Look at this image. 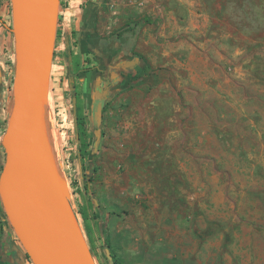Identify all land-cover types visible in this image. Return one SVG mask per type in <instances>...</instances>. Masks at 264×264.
Here are the masks:
<instances>
[{
  "label": "rangeland",
  "instance_id": "1",
  "mask_svg": "<svg viewBox=\"0 0 264 264\" xmlns=\"http://www.w3.org/2000/svg\"><path fill=\"white\" fill-rule=\"evenodd\" d=\"M168 1V19L147 11L163 5L150 1L125 21V0H114L112 43L97 70L98 61L90 60L105 99L96 150L95 94L85 102L91 151L83 161L76 146V75L58 35L59 6L52 61L59 73H50L43 116L71 207L83 228L78 206L85 198L78 191H84L94 205L103 202L135 224L144 239L137 254L125 252V264H264V0H205L195 6L210 15L203 33H191L190 21ZM181 43L207 49L191 53ZM125 58L139 62L128 82ZM9 108L2 111L0 172ZM0 217L20 245L1 202ZM3 238L0 232V245ZM101 250L96 264H112Z\"/></svg>",
  "mask_w": 264,
  "mask_h": 264
},
{
  "label": "water",
  "instance_id": "2",
  "mask_svg": "<svg viewBox=\"0 0 264 264\" xmlns=\"http://www.w3.org/2000/svg\"><path fill=\"white\" fill-rule=\"evenodd\" d=\"M59 6L60 0H10L14 70L9 115L1 137L5 160L0 202L33 264H96L44 125ZM99 88L93 97L94 150L105 99Z\"/></svg>",
  "mask_w": 264,
  "mask_h": 264
},
{
  "label": "crops",
  "instance_id": "3",
  "mask_svg": "<svg viewBox=\"0 0 264 264\" xmlns=\"http://www.w3.org/2000/svg\"><path fill=\"white\" fill-rule=\"evenodd\" d=\"M150 1H157L163 5L159 6L157 10H155L153 5V8H148L147 11L155 15L159 14V16L167 19L172 17V10H167L165 7L164 3L166 0H125V21L129 19L134 9L140 13L144 11V8H147L146 5H152L153 3H150ZM168 4L178 8V12L185 15L190 21L188 28L191 33L194 32L193 29H198L201 33L204 32V29H207L210 20L209 12L205 11L203 7H195L198 4H206L205 0H169ZM60 7L64 10L65 15L62 17L63 23L58 24V28H61L60 25H62V31H59L58 35L61 33V43L64 47L63 51L67 65L71 68L73 62H75L81 67L84 59L88 57L91 60V64L95 60L98 61L94 68L97 70L103 58V53L108 52L112 43L109 40L111 39L113 25L114 0H60ZM10 10V0H0V131L2 127V111L7 110L12 98L14 54L13 37L8 28L11 20ZM138 25H140V22ZM160 31L159 34H165L163 29ZM168 32L170 35L172 30L170 29ZM180 47H185L186 50L189 49L191 53L194 50L205 52L207 49L205 43L199 45L192 43L184 45L181 43ZM168 52L163 51L162 54L166 53L168 55ZM137 66H139L137 59L125 58V73L130 74V70L136 69ZM93 71L92 69L86 72L80 71L76 75V79H81L84 104L86 100L89 101L93 94H96V90L98 92L97 81L92 80V78L95 79V72ZM51 72L59 73V70L52 64ZM99 89L103 90L101 87ZM47 100L50 102V84ZM96 210L99 218V230L106 235L108 246L102 247L100 244L101 247L98 245L95 250L101 248V253H104L109 263L125 264V252L128 255L137 254L139 252L138 243L140 239H144V236L136 232L135 224L132 221H125L124 213L118 214L113 210L109 211L104 208L103 202L96 206ZM4 220L1 218L3 225L7 223ZM1 242H5L6 248L3 252L11 250L19 264L28 263V261L24 260V251L20 248L17 240L12 239V236L5 228L4 238ZM94 251L92 250L93 253H95ZM116 258L120 259L119 263H117Z\"/></svg>",
  "mask_w": 264,
  "mask_h": 264
},
{
  "label": "trees",
  "instance_id": "4",
  "mask_svg": "<svg viewBox=\"0 0 264 264\" xmlns=\"http://www.w3.org/2000/svg\"><path fill=\"white\" fill-rule=\"evenodd\" d=\"M92 69L90 59L86 57L83 65L80 67L78 63L73 62L71 66L72 73L77 75L80 71H89ZM73 96L75 97V128H76V146L81 161L88 158L91 151L90 133L91 129L88 124V116L86 113V106L83 101L82 87L79 81L74 78L73 80ZM95 171V169H93ZM91 181V175L85 178ZM83 189H87V184L83 183ZM82 197L85 198V203L78 206V213L81 216L84 232L89 242H94L91 250L97 249L98 244L108 246L106 235L99 230L96 206L91 198L85 196L84 191H78ZM2 217H0L1 220ZM0 232L4 233V225L0 222ZM1 246V245H0ZM95 252V251H94ZM95 254V253H94ZM28 257V256H27ZM115 263V262H113Z\"/></svg>",
  "mask_w": 264,
  "mask_h": 264
},
{
  "label": "flooded vegetation",
  "instance_id": "5",
  "mask_svg": "<svg viewBox=\"0 0 264 264\" xmlns=\"http://www.w3.org/2000/svg\"><path fill=\"white\" fill-rule=\"evenodd\" d=\"M129 76L130 74L125 73V82H128ZM5 248V242H3L0 246V264H19L18 261L14 258L11 250L5 251L6 253L3 252Z\"/></svg>",
  "mask_w": 264,
  "mask_h": 264
},
{
  "label": "built area",
  "instance_id": "6",
  "mask_svg": "<svg viewBox=\"0 0 264 264\" xmlns=\"http://www.w3.org/2000/svg\"><path fill=\"white\" fill-rule=\"evenodd\" d=\"M61 12V14H62V17L65 15V13H64V10H63V12L62 11H60ZM61 14H59V16L61 17ZM59 114L61 115V117H62V121H63V123L62 124H60L59 125V127L61 128H63V127H65V122H66V114H65V109H60V111H59ZM59 134H62L63 135V138H64V136H65V130H63V129H61V131L59 132Z\"/></svg>",
  "mask_w": 264,
  "mask_h": 264
}]
</instances>
